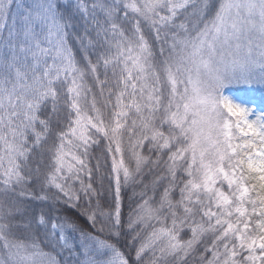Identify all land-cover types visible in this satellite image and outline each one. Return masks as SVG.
<instances>
[{"label": "snow or ice", "instance_id": "snow-or-ice-1", "mask_svg": "<svg viewBox=\"0 0 264 264\" xmlns=\"http://www.w3.org/2000/svg\"><path fill=\"white\" fill-rule=\"evenodd\" d=\"M5 28L0 264H264V112L225 94L264 91V0H0Z\"/></svg>", "mask_w": 264, "mask_h": 264}, {"label": "trees", "instance_id": "trees-1", "mask_svg": "<svg viewBox=\"0 0 264 264\" xmlns=\"http://www.w3.org/2000/svg\"><path fill=\"white\" fill-rule=\"evenodd\" d=\"M7 29H4L1 33L3 36H7ZM235 94L239 96L240 99L243 100L250 108H258L260 109V112H256L257 115H259L261 112H264V91L260 90L259 88H255L254 91H250L249 89H246L242 85H233L229 89L226 90L227 94ZM99 154V151L97 152ZM95 163V161H93ZM108 175V172L106 169L101 170V172L97 173V177H105L103 181H101L99 178L96 180L94 187L97 188L98 192L100 193L99 200L101 204L110 203L114 196V185L112 187L109 186L108 179L106 178ZM133 187L128 186L122 188L121 191V200H122V212L125 217H127V214L129 212L130 207L133 206ZM82 224H84L83 219L81 218L80 221ZM87 227V225H84ZM124 251H127V249H124Z\"/></svg>", "mask_w": 264, "mask_h": 264}, {"label": "rangeland", "instance_id": "rangeland-1", "mask_svg": "<svg viewBox=\"0 0 264 264\" xmlns=\"http://www.w3.org/2000/svg\"><path fill=\"white\" fill-rule=\"evenodd\" d=\"M25 2H26V0H25ZM10 24H11V22H9V26H10ZM5 29H7V28H5ZM6 32H7V31H6ZM0 34H1V33H0ZM242 86L245 87L246 89H249L250 91H254V89H255V87H248V86H244V85H242ZM227 95H228L229 97L235 99L237 102H240V103H243L244 105H247L245 102H243L242 99L239 98V96H237V95H235V94H232V93L227 94ZM254 110L257 111V112H260V111H259L260 109H258V108H254Z\"/></svg>", "mask_w": 264, "mask_h": 264}]
</instances>
